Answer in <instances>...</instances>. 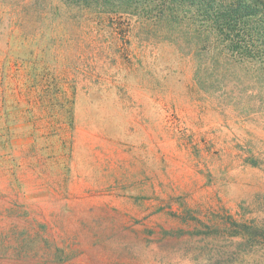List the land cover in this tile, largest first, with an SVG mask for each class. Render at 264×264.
<instances>
[{"label": "rangeland", "instance_id": "obj_1", "mask_svg": "<svg viewBox=\"0 0 264 264\" xmlns=\"http://www.w3.org/2000/svg\"><path fill=\"white\" fill-rule=\"evenodd\" d=\"M22 1L0 0V264H264V62L202 88L126 16Z\"/></svg>", "mask_w": 264, "mask_h": 264}, {"label": "trees", "instance_id": "obj_2", "mask_svg": "<svg viewBox=\"0 0 264 264\" xmlns=\"http://www.w3.org/2000/svg\"><path fill=\"white\" fill-rule=\"evenodd\" d=\"M21 4L26 9L63 6L68 12H82L65 22H81L89 14L126 16V25H134L147 39L170 41L191 57L194 78L202 88L247 64L264 62V47L258 44L264 30V0H23Z\"/></svg>", "mask_w": 264, "mask_h": 264}]
</instances>
